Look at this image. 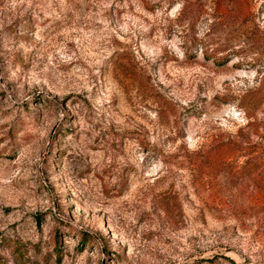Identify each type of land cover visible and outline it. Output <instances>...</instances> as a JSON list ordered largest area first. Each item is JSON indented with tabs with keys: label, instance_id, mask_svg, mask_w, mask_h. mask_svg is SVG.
<instances>
[{
	"label": "rangeland",
	"instance_id": "obj_1",
	"mask_svg": "<svg viewBox=\"0 0 264 264\" xmlns=\"http://www.w3.org/2000/svg\"><path fill=\"white\" fill-rule=\"evenodd\" d=\"M0 264H264V0H0Z\"/></svg>",
	"mask_w": 264,
	"mask_h": 264
}]
</instances>
